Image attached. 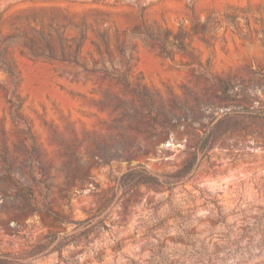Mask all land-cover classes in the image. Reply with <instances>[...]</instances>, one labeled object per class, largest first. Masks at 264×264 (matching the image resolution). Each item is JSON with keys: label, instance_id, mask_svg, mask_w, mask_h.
<instances>
[{"label": "rangeland", "instance_id": "rangeland-1", "mask_svg": "<svg viewBox=\"0 0 264 264\" xmlns=\"http://www.w3.org/2000/svg\"><path fill=\"white\" fill-rule=\"evenodd\" d=\"M1 255L264 264V0H0Z\"/></svg>", "mask_w": 264, "mask_h": 264}, {"label": "trees", "instance_id": "trees-1", "mask_svg": "<svg viewBox=\"0 0 264 264\" xmlns=\"http://www.w3.org/2000/svg\"><path fill=\"white\" fill-rule=\"evenodd\" d=\"M38 155V150L36 148L35 141H33V149L29 155V160L27 162L32 165L34 163V160L36 156ZM5 159L8 161H12L15 159V157L11 156L8 149H5ZM21 174V173H20ZM22 175V174H21ZM127 175L133 176V177H144L149 179L153 184L156 185H165L166 181L161 180L157 175H155L153 172L146 168H131ZM32 180L35 182V184H40L43 182L41 178H38L31 172ZM14 181L15 186L17 187V192L15 194V197L20 200L22 205H24L23 210H29L32 213L39 212V213H45L47 216H53L56 220H68L63 215H60L56 212H53L50 208V202L48 201V197H40L39 193L34 189V187L31 185L29 180L22 175V179L18 178H12ZM4 196L7 198H10V195L3 190ZM111 204V199L109 197L105 198L104 200H101L99 203V207L95 214H91L89 217L85 219H80L78 221H74L75 224H77L76 229L79 232V236L83 237L86 236L90 232V227L88 226L91 222V219L98 215L97 213L103 212L109 205ZM72 222V221H69ZM58 236V233H55L49 237L48 245L46 248H49L51 244H53ZM8 259V256L1 255L0 261H6Z\"/></svg>", "mask_w": 264, "mask_h": 264}]
</instances>
